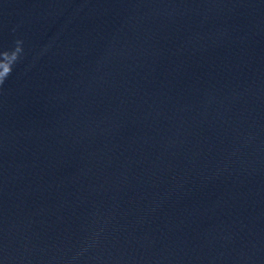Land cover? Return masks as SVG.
<instances>
[{
  "label": "water",
  "instance_id": "1",
  "mask_svg": "<svg viewBox=\"0 0 264 264\" xmlns=\"http://www.w3.org/2000/svg\"><path fill=\"white\" fill-rule=\"evenodd\" d=\"M17 38L0 264H210L264 219V0H0Z\"/></svg>",
  "mask_w": 264,
  "mask_h": 264
},
{
  "label": "clouds",
  "instance_id": "2",
  "mask_svg": "<svg viewBox=\"0 0 264 264\" xmlns=\"http://www.w3.org/2000/svg\"><path fill=\"white\" fill-rule=\"evenodd\" d=\"M24 55L23 39H15L10 47H0V89L13 74L16 65L22 61Z\"/></svg>",
  "mask_w": 264,
  "mask_h": 264
}]
</instances>
